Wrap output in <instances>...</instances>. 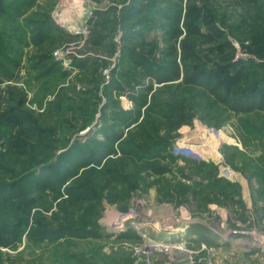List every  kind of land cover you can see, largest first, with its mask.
Returning a JSON list of instances; mask_svg holds the SVG:
<instances>
[{
  "label": "rangeland",
  "instance_id": "rangeland-1",
  "mask_svg": "<svg viewBox=\"0 0 264 264\" xmlns=\"http://www.w3.org/2000/svg\"><path fill=\"white\" fill-rule=\"evenodd\" d=\"M3 112L0 264H264V0H0Z\"/></svg>",
  "mask_w": 264,
  "mask_h": 264
},
{
  "label": "trees",
  "instance_id": "trees-1",
  "mask_svg": "<svg viewBox=\"0 0 264 264\" xmlns=\"http://www.w3.org/2000/svg\"><path fill=\"white\" fill-rule=\"evenodd\" d=\"M184 27L189 35H204V31H202L201 25L202 23L208 24L209 26L213 25L214 17L212 16L211 11H209L205 6H201L198 4H194L190 7L189 11L185 15L183 20ZM219 34V31H217ZM186 51L190 53L191 47L186 46ZM194 78L190 80V82H197L199 79L204 78L205 80L217 81V84L224 88L226 91H231L233 87L240 83V80L243 76V70H239L233 74H228L227 68L218 67L215 70L206 71L202 67H197L192 74ZM196 77V78H195ZM250 88L245 90V93L249 91ZM226 91V93H227ZM5 119L12 126L17 128L15 135L13 136V144L17 147L21 148L25 146L26 138L21 140L23 134L26 133L24 126V118L21 113H0V121ZM27 135V134H26ZM29 203L22 206L23 208L28 207ZM8 230H0V245L1 246H9L11 242V236L7 234ZM11 233V232H10Z\"/></svg>",
  "mask_w": 264,
  "mask_h": 264
},
{
  "label": "crops",
  "instance_id": "crops-1",
  "mask_svg": "<svg viewBox=\"0 0 264 264\" xmlns=\"http://www.w3.org/2000/svg\"><path fill=\"white\" fill-rule=\"evenodd\" d=\"M212 134L213 133H210V132L207 131V126L200 125V126H196L193 131L192 130L185 131L184 134L178 136V139L180 141H182V140L183 141H186V140H188L190 138H194V137H197V136H200L201 139L202 138H206V137L207 138H210L211 136L213 137ZM196 140L197 139H195V142L194 143H197ZM189 144H192V143H189Z\"/></svg>",
  "mask_w": 264,
  "mask_h": 264
},
{
  "label": "built area",
  "instance_id": "built-area-1",
  "mask_svg": "<svg viewBox=\"0 0 264 264\" xmlns=\"http://www.w3.org/2000/svg\"><path fill=\"white\" fill-rule=\"evenodd\" d=\"M207 131L213 133L215 131L214 127H207ZM188 264H196V260L193 258V255H189L187 258Z\"/></svg>",
  "mask_w": 264,
  "mask_h": 264
}]
</instances>
